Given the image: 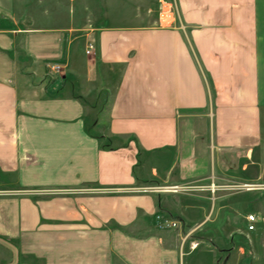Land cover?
<instances>
[{
  "label": "crops",
  "instance_id": "obj_1",
  "mask_svg": "<svg viewBox=\"0 0 264 264\" xmlns=\"http://www.w3.org/2000/svg\"><path fill=\"white\" fill-rule=\"evenodd\" d=\"M72 2L0 0V264H239L237 207L129 190L260 175L264 0H171L142 27Z\"/></svg>",
  "mask_w": 264,
  "mask_h": 264
},
{
  "label": "rangeland",
  "instance_id": "obj_2",
  "mask_svg": "<svg viewBox=\"0 0 264 264\" xmlns=\"http://www.w3.org/2000/svg\"><path fill=\"white\" fill-rule=\"evenodd\" d=\"M167 2L172 4L171 0H167ZM55 4H57V2ZM71 5L73 7L79 6L78 8L84 10V15L82 17L73 19L75 22L77 21L78 25L81 24V26L84 27L95 26L100 22L102 24L105 23L107 26L118 27H142L153 26L155 24L160 26L158 23L159 0H74ZM163 25L167 24L164 22ZM77 35H80V33L75 34V36ZM89 42L93 43L92 40ZM91 55L92 52L89 56ZM48 65H53V63H48L46 68ZM62 75V69H60L58 73H51L49 71L47 73V79H54L53 81L62 80ZM94 116L95 115L92 113L89 114V120H91V122ZM142 154L143 156H139H141V158L145 157V154ZM141 158L139 157V159ZM261 158L259 176L251 164V167L249 166L246 168L245 177H234L230 178L231 181L219 182L220 189H217V186L213 183H209L208 185L186 184L183 186L180 185L179 187L183 189L177 192L205 193L204 195L209 198L208 200L211 205L219 201L226 205L230 204L229 206L237 207L239 214L235 211V214L232 215L239 218V221L234 223V228L238 231H242L244 227L246 228L247 217L249 215H257L258 224H255L254 231H250V234L245 233V235L237 231L235 232L237 237H235L234 241L236 243L238 242L239 248H242L244 251V253H238L239 264H264V145L261 151ZM146 168H148V166L144 163V167L141 166L140 169L137 170L140 173ZM146 187L155 186H143L138 188ZM81 191L86 194L97 193V190ZM129 191L135 192L132 190ZM15 192V190L2 191L0 192V196H12L15 195ZM154 193L157 192L148 194ZM163 228L170 229L167 227Z\"/></svg>",
  "mask_w": 264,
  "mask_h": 264
},
{
  "label": "built area",
  "instance_id": "obj_3",
  "mask_svg": "<svg viewBox=\"0 0 264 264\" xmlns=\"http://www.w3.org/2000/svg\"><path fill=\"white\" fill-rule=\"evenodd\" d=\"M173 17V9H172V4L170 2H167L166 0H159V7H158V23L162 26L163 23L165 22L166 24L171 22V19ZM94 50V45L93 43L89 42L87 44V49L85 51L86 55L91 54ZM51 72L58 73L61 69L60 66L57 64L53 65H48L47 67ZM183 188L179 186H155V187H146V188H135L133 191L135 192H140L143 194H148V193H153V192H164V193H177ZM257 215H249L247 217V230L254 231L255 229V224H257L258 219ZM157 219L160 220V228L167 227V228H176L177 223L169 220V219H162L160 216H157ZM197 244L195 245V247ZM194 247V248H195Z\"/></svg>",
  "mask_w": 264,
  "mask_h": 264
},
{
  "label": "trees",
  "instance_id": "obj_4",
  "mask_svg": "<svg viewBox=\"0 0 264 264\" xmlns=\"http://www.w3.org/2000/svg\"><path fill=\"white\" fill-rule=\"evenodd\" d=\"M97 138L103 142V148H109L108 141L103 140L101 136H97Z\"/></svg>",
  "mask_w": 264,
  "mask_h": 264
}]
</instances>
